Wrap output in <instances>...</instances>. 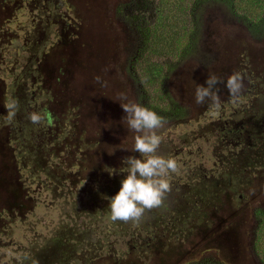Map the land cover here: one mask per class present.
<instances>
[{
    "label": "flooded vegetation",
    "instance_id": "1",
    "mask_svg": "<svg viewBox=\"0 0 264 264\" xmlns=\"http://www.w3.org/2000/svg\"><path fill=\"white\" fill-rule=\"evenodd\" d=\"M126 2L104 0L97 8L110 22L109 30L118 27L119 38L121 32L130 33L125 56H131L139 38L136 30H121L127 22L118 8ZM92 18L87 1L85 6L72 0H0V74L8 80H0V155L5 161L0 157L5 166L0 176V264H32L33 259L38 264H205L197 258L216 252L214 243L233 234L245 263L246 243L264 214V51L252 49L264 41V31L252 33L238 21V29L228 30L209 20V30H200L198 43L206 49L197 52L191 78L215 74L226 81L240 72L244 88L234 100L223 85L217 111L210 103L193 101L188 74L181 71L175 92L194 104L188 109L175 101L184 109L183 117L175 119L198 108L203 113L194 119L191 142H182L180 153L162 140L158 154L175 158L180 168L170 176L163 206L146 211L137 224L113 222L109 204L127 175L124 159L140 155L128 146L116 156L119 125L117 130L108 124L89 131L86 123L102 124L101 88L93 91L86 74L74 75L70 64L73 55L97 41L95 34L105 32L100 22L99 30L89 29ZM137 88L131 83L124 89L134 98ZM87 97L94 102L87 103ZM112 97L103 98L104 109L119 112L124 101ZM11 98L18 99L20 109L9 121ZM33 112H50L53 119L33 124ZM128 130L124 139L131 142L135 133ZM191 145L197 146L192 158L181 157L190 154ZM202 146L210 156L201 154ZM41 206L42 219L35 213ZM123 246L128 251L122 252ZM24 256L29 259L22 260Z\"/></svg>",
    "mask_w": 264,
    "mask_h": 264
},
{
    "label": "rangeland",
    "instance_id": "2",
    "mask_svg": "<svg viewBox=\"0 0 264 264\" xmlns=\"http://www.w3.org/2000/svg\"><path fill=\"white\" fill-rule=\"evenodd\" d=\"M72 1L77 2L79 5H81V3L83 1V3L86 6V0H72ZM116 1H118V0H116ZM159 1L160 0H156V3H155V4H158V6H159ZM185 1L186 2H184L182 4H180V0H167L166 2L163 3V5H162L163 10H161L160 16L165 15L166 17H164V18L161 17V19H160L161 21H160L159 25L154 24L155 29L153 31L156 32L155 36L167 37V35H169L168 31L169 32L170 31L176 32L177 37H179L182 34V31L184 30V29H182V27H186L188 25L189 18H188L187 12L182 11L180 13L179 11H177V7L179 5H182L187 10L188 4H190V2L192 3V0L191 1L185 0ZM194 6H196V3L194 4ZM126 9H127L126 13H131V11H132L131 9L129 10V8H127V7H126ZM198 16L201 19V24H202L201 30H209L208 20L210 21L211 24L216 23V25H218L219 27L227 28L228 30H234L235 27H236V29H238L240 27L237 24L238 19H234V17H232L228 13V11L225 10L224 7H222L218 4H212L210 6H207L206 8L203 7L202 11L198 12ZM256 16L257 15H255L254 17H256ZM152 17H155V16H152ZM152 17H148V19L150 20L151 23L154 22V19ZM254 19H256V18H254ZM157 21H158V18H157ZM167 21H169L173 25L172 30H166V27L162 28V25L164 23L166 24V26H167V24H169V22L167 23ZM238 22L241 23L240 21H238ZM100 23H101L102 27L105 26L104 27L105 32L102 35V38H103L102 43H99L96 45H95V43H93V45L89 44L87 47L84 48L83 51H81V52L79 51L78 54L73 55V60H71L70 64H73V66H74V70H73L74 75L83 74V73L86 74V76L88 77L87 78L88 81L90 83H93V88H92L93 91H96L97 88L98 89L101 88L100 95L102 96V98H100L101 103L99 105H101L102 107H100L99 105L98 106L102 110V115H100V118L102 119V124H99V128H98V126H97L98 124L86 123V127L89 129V131L96 132V131L100 130L101 127L107 128L108 124H109V127H113V129L115 128L117 130L119 128L116 127L115 125H119L120 126V135H118V137H117L118 141H114V142L120 144V147H118L119 152L115 153L116 156L118 157L124 153V151L127 149L128 146H134V143H133L134 138L131 140V142H129L130 140L124 139V136H125L124 134L126 132L127 126L123 122V117L126 115V113L121 108V106L119 105L120 108L117 106L120 109L119 112L116 110L115 111L111 110L112 113H108L105 111V109H104L105 104L102 101H103V98L106 99V95H108L110 93V95H112L115 98V101L121 100V101H124V103H127L128 101L138 103L137 99L140 100V94H139L140 91L135 92V97L133 98L131 95L128 96V94L126 93L124 88H125V85H129L131 83L138 88L141 87V85L139 86L136 83V79L138 77L136 76L135 69L133 72L132 65L129 63L131 56H125L126 55L125 51L129 50L128 46H129V41L131 38L129 36L130 33L128 32V34H124V32H121V35H122V39H121L118 37V35L115 34V31H114V30H118L117 26H115V28H111V30H109L107 28V26H108V23H110V22L106 18H100ZM237 26H239V27H237ZM174 29H177V30H174ZM106 30H109V32ZM121 30H131V29H129L128 26H126V25L124 26V24H123V26H121ZM212 38H214V36ZM203 45H204L203 43H198L196 45L197 52L199 50H200V52L205 51L206 48L203 47ZM252 49H255L256 53H260L258 51H261V50L264 51V41L260 42L258 44L255 43V45H253ZM197 52H195L193 55H191L187 59L183 60L182 62L178 63L177 65L175 64L176 67L173 70H171V73L169 74V77H168L167 81L165 82L166 90L168 91L170 97L173 98L175 101H177V103L179 102L181 105L183 104L182 106H184L188 109H192L191 105L194 104L193 101L195 100V97L194 98L192 97L193 101L191 100V102H190V103H192L191 105L188 104V102L186 104L185 100L183 99L184 97L181 96V98H180L179 94L175 92V87H176L175 84H178V80L182 76L181 71L183 73L186 72L188 74L187 79H189L192 76V72L195 71L194 69L197 70V68L194 66V64H196L195 61L197 59ZM130 53L133 56L132 52H130ZM4 58L6 60H9L10 56L6 55ZM156 59L159 62H162V64H169V63L172 64L174 62L172 60H177L176 49L170 48L167 53L162 54L158 58L156 57ZM133 61H134V57H132V62ZM189 61H191V62H189ZM129 65H130V72H132L131 75L129 72ZM133 67H134V65H133ZM142 67L144 69V67H145L144 63L142 64ZM97 68L99 69L100 72H95V69H97ZM129 75L131 76V78ZM97 76H99L101 78V82H99V83L96 80ZM0 80L1 81L4 80V84H8V80H5V76H3L2 74H0ZM78 83L80 84L81 82L78 81ZM72 86L76 87L75 85H72ZM77 88L80 89L81 87L78 86ZM138 88H137V90H138ZM147 89H148L149 96L152 97L153 101L155 102V104L159 108L166 106V103L162 102V100L160 99L159 94H156L150 86H147ZM121 94H123L124 99L121 97ZM1 95H2V93L0 91V101L2 102ZM90 95L91 94H89L88 96L90 97ZM100 95L98 94V96H100ZM126 97H127V99H126ZM85 101L87 103L94 102V100H90L88 97L85 99ZM194 110H196L197 112L190 113V111H189L190 114L185 119H175V118L167 119L166 118L167 122H166L165 126L159 130L158 134L161 136L162 140H164L163 142L167 145H170V143H172L176 147V150H174L175 154H178L181 152L180 148H182V147H180V146L182 145V142L188 143L191 140L190 132L192 130H194V128L196 127V125H195L196 122L194 121V119L203 113V111H200L199 108L194 109ZM123 112H124V115H123ZM199 112H201V113H199ZM189 121H192V122H189ZM184 122H187V123L189 122V123L184 124ZM128 133H129V130H128ZM134 136H135V134L132 137H134ZM130 137H131V133H130ZM2 139H3V136L1 135V132H0V140H2ZM186 141H188V142H186ZM195 147H197V146L191 145L189 147L190 148V154L184 153L183 155H181V157L185 156L186 158L191 159L192 155L195 151ZM0 149H1L0 150V153H1L3 149L1 147H0ZM183 152H185V150ZM196 152L201 153V150L200 151L196 150ZM3 154H4V151H3ZM201 154H203L205 158L207 156H210L209 151L206 149V146H202V153ZM3 156L4 155H0L1 158ZM3 161H4V157H3ZM0 164H2L1 161H0ZM211 164H212V160H210L209 166H211ZM3 167H5L4 164H3V166H0V169H3ZM35 213H36L37 218H41L42 214H43L42 206L38 207L37 210L35 211ZM49 214H47V217H46L47 221H49V219L51 217V214H50V216H49ZM42 218H45V216ZM55 218H56V214H55ZM249 224L251 225L250 226L251 231L253 232L255 222L252 221ZM254 235H255V233H254ZM254 235H251L253 237H251V239L249 241H247L248 244L246 243V246H245V252H244L245 253V259H246L245 264H259V261L256 258L255 253H254V249H253ZM125 247L124 246L122 247L123 248V249H121L122 252L128 251V249L126 250ZM215 249H217L216 252L203 253L197 258V260H199V261L201 260L202 263H205V264L206 263L207 264H213L214 263L213 260L212 259L210 260V257H212V258L216 259V261H221L224 264H239L240 259L235 260L233 257H231L229 255H227L224 258L223 256L220 255V253L222 251L218 247H216Z\"/></svg>",
    "mask_w": 264,
    "mask_h": 264
},
{
    "label": "clouds",
    "instance_id": "3",
    "mask_svg": "<svg viewBox=\"0 0 264 264\" xmlns=\"http://www.w3.org/2000/svg\"><path fill=\"white\" fill-rule=\"evenodd\" d=\"M97 82H101L99 76ZM106 83V82H105ZM206 86L197 85L195 103L204 105L210 103L217 111L221 108L219 85L223 84L229 95L238 100L244 88V77L240 72H234L227 80L215 74L207 76ZM123 97V94H121ZM126 115L123 122L129 130L135 133L132 151L139 153L140 158L129 156L123 163L127 165V175L121 180L119 191L110 198L111 220L139 223L146 211L163 206L167 194L171 191L170 176L179 171L180 165L175 158H165L158 154L162 138L158 134L166 124V118L139 103L128 101L120 103ZM9 121L18 113V99L11 98L6 105ZM33 124H40L53 119L51 113L33 112L29 115ZM109 155L113 154L108 152ZM29 259L28 256L22 260ZM32 264L38 261L32 260Z\"/></svg>",
    "mask_w": 264,
    "mask_h": 264
},
{
    "label": "trees",
    "instance_id": "4",
    "mask_svg": "<svg viewBox=\"0 0 264 264\" xmlns=\"http://www.w3.org/2000/svg\"><path fill=\"white\" fill-rule=\"evenodd\" d=\"M166 1L167 0H160L158 6V4H155L156 0H129L126 4L121 3L118 11L125 18L127 22L126 26L131 30H136V34L139 38V45L135 53H133V56L131 55L129 61L132 65L133 72L135 69L136 76L138 77L136 83L139 86L141 85V87L138 88L141 92L139 102H142V106L153 110L158 115L167 119H173L183 117L184 109L170 97L166 90L165 82L171 70H173L178 63L197 52L196 45L198 44L202 25L198 12H201L203 7L206 8L212 4H218L224 7L234 19H238V21L242 22L250 32L256 34L264 31V0H192V3L190 2V4H188L187 10L182 5L177 7V11L180 13L182 11L187 12L189 18L188 25L182 27L184 30L179 37H177V33L173 31H168L169 35H167V37L155 36L156 32L153 31L155 29L154 24L159 25L161 17H166L165 15L160 16L161 10H163L162 5ZM184 2L186 1L180 0V4ZM194 2L196 6H194ZM126 6L132 10L131 13H124L122 8ZM255 15L257 16L254 17ZM148 17H152L154 22L151 23ZM169 21H167V23ZM172 26L173 25L169 22L167 26L164 23L162 28L166 27V30H172ZM170 48L176 49L177 60H172L174 61L172 64H162L156 57L158 58L162 54L167 53ZM132 57H134L133 62ZM143 63L145 66L144 69L142 67ZM147 86H150L156 94H159L162 102L166 103L165 107L159 108L155 104L152 97L149 96ZM259 218L260 224L254 235L253 249L259 264H264V214ZM213 264L223 263L219 262Z\"/></svg>",
    "mask_w": 264,
    "mask_h": 264
},
{
    "label": "water",
    "instance_id": "5",
    "mask_svg": "<svg viewBox=\"0 0 264 264\" xmlns=\"http://www.w3.org/2000/svg\"><path fill=\"white\" fill-rule=\"evenodd\" d=\"M86 1H87V4L89 5V8H91V14L93 16V18L91 19L90 24H89V29L90 30H99V23L98 22H100V18H106L107 19V17L105 15L102 16L100 14V8H97L103 3L104 0H86ZM97 11H98V13H97ZM100 27H101V30H103L102 29L103 27L101 25H100ZM102 35H103V33L101 35L99 33L95 34V36L97 38V41L94 42L95 45L99 44V43H102V39H103ZM92 45H93V43H92ZM206 79H207V75L206 74L205 75H200V76H198L195 79L194 78H191V79L189 78L188 79L190 81L187 84H189V89L191 90L193 98L195 97L196 86L197 85L206 86V84H205ZM218 87H219L220 90L224 89L223 88V84H220ZM0 166H3V164H0ZM3 170H4V167H3V169H0V176H2V173H3L2 171ZM1 180L2 179L0 178V185H1ZM229 237L231 238L230 240H225L224 239V240H221V241H216V243H214V246L218 247L223 253H224V251H226L228 253L227 255L233 257L235 260L241 259L240 253H239V247H238L239 242L237 240V234H233L232 236H229ZM243 259H245V256H243ZM239 264H245V263L239 262Z\"/></svg>",
    "mask_w": 264,
    "mask_h": 264
}]
</instances>
